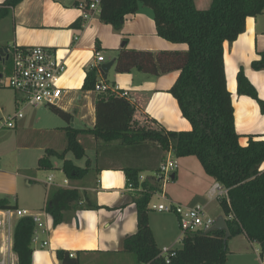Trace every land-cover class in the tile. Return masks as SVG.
<instances>
[{
    "label": "trees",
    "instance_id": "trees-1",
    "mask_svg": "<svg viewBox=\"0 0 264 264\" xmlns=\"http://www.w3.org/2000/svg\"><path fill=\"white\" fill-rule=\"evenodd\" d=\"M22 0H3L0 19L8 8ZM143 6L151 9L156 33L172 43H184L186 49L133 50L122 48L117 52L115 70L128 72L136 68L150 75L177 71L169 88L182 116L188 120V130H166L151 124H140L134 119L135 106L124 96L110 91L99 92L95 101V122L90 128L70 126L73 114L59 107H50L67 125L63 128L65 146L58 152L46 149L38 159L37 167L52 169L50 157L63 159L60 169L66 178L83 177L88 169L72 160L64 159L73 152L79 159L85 149L78 140L79 134H90L96 141L95 168L118 167L110 161L120 157L127 180L138 186V176L143 170H153L151 182L145 180V189L134 197L137 229L122 238L121 250L133 253L138 264H222L228 255L227 239L243 233L259 245V255L264 256V135H249L246 145H240L234 125V109L226 84L223 60L224 42H233L245 29L248 17L264 12V0H210L199 9L195 0H100L99 18L119 30L127 15ZM252 68H264V52L252 61ZM95 67L86 71L81 90H94L98 82ZM237 93L256 99L261 110L262 101L255 88L240 69L236 76ZM104 93V94H101ZM171 151L176 158L194 156L204 172L227 189V197L218 199L229 232L223 229L199 230L182 235V247L166 262L154 240L148 224V203L153 193L161 190L155 174L161 154ZM144 156L143 164L138 158ZM137 158L132 161V159ZM146 158V159H145ZM84 207L98 208L86 195L74 187H57L47 199L46 211L56 226L64 219L66 211L79 201ZM17 209L16 204L0 197V210ZM35 224L28 216H21L13 227L12 250L17 264H31L32 237ZM60 264H78L77 256L67 250H56Z\"/></svg>",
    "mask_w": 264,
    "mask_h": 264
},
{
    "label": "crops",
    "instance_id": "crops-1",
    "mask_svg": "<svg viewBox=\"0 0 264 264\" xmlns=\"http://www.w3.org/2000/svg\"><path fill=\"white\" fill-rule=\"evenodd\" d=\"M2 1L0 0V3ZM91 1L93 0H22L16 6L8 8L5 16L0 19L1 70L6 75L10 73L12 67L10 55L14 47L48 46L53 48L57 56L66 63V71L61 80L65 89L61 99L64 106L62 105L63 107L60 108L73 114L71 121L74 123L72 126L77 120L78 126H74L76 128H90L94 125L95 101L100 93L96 90L82 91L81 86L86 71L95 67L100 81H103L111 89L127 93L126 98L135 106L134 119L138 123H147L166 130H188L190 128L188 120L182 116L176 100L168 91L177 76V71L150 75L133 68L128 72H117L119 76H116L115 83L110 84L106 80L112 69L115 70L116 55L122 48L157 52L160 50L186 49V44L172 43L161 38L156 33L152 11L147 7L141 6L137 12L127 15L122 27L115 30L110 24L100 20L99 11H90L86 8L85 11L89 12L90 15L88 17L82 15L83 11L78 7L79 2L88 4ZM96 50L104 57L102 62H97ZM261 52H264V12L255 17H248L244 31L233 42H224L223 44L226 84L232 98L234 125L239 134L240 145H246L249 135H264V110H261L256 99L246 94L237 93L236 81L237 73L242 69L246 79L255 88L258 97L264 101V68L254 69L251 65L252 61L260 57ZM110 60H113V63L104 78L99 72L98 65ZM1 78L2 73L0 72V116H6L18 109H22L23 112L31 107L19 102L17 100L19 96L5 87ZM76 100H78V104H74ZM87 121L88 123H86ZM30 126L29 116L23 115L16 119L15 127L11 129L25 133ZM64 127H56L60 129L59 132L51 130L55 134H52L48 145H44V147L46 146L45 151L48 148L55 150L56 140H59L60 150L64 148L65 136L62 134ZM31 130L33 129L31 128ZM36 131L39 130L36 129ZM78 140L83 145L85 152L88 149L94 151L96 161L95 148L97 143L95 139L90 134L82 133L78 135ZM168 155L174 157L170 150L165 151L161 154L160 163ZM143 158V155L140 156L137 160L138 163L142 162L143 164ZM113 159L115 161L111 160L110 162L117 164L118 167L97 171L90 184L88 176L93 168H89L83 177L74 180L64 177L62 181L55 182L52 176H49L51 180L48 181V177L44 183L50 189L45 191L42 198L33 193L28 200H21V197L17 193L15 194L13 200L10 201L16 204L17 209L13 210L26 209L30 211L27 209L30 208L41 211L46 207L48 196L53 189L74 187L80 192L82 199L83 195H86L89 200H93L92 197L95 194V200H98V204L112 208L109 211L122 214L125 210L130 215L128 220L123 215L120 219L117 218L116 221L119 222V226L117 231L112 232L108 230L112 221L107 222L109 219L99 216V213L104 210L87 209L83 206L85 203L83 200L79 201L77 205H72L71 209L64 214L63 221L56 226L53 225L52 218L47 213V231L44 233L38 230L40 242L37 243V240L32 242L31 264H60L56 257V250L59 249L67 250L77 256L78 264H124L118 262V259L122 261L124 257H127L123 256L125 255L123 253H129L121 250L122 238L134 233L137 229L136 206L133 201L137 191L126 188L127 177L122 169V162L119 161L120 157H113ZM136 159H132V161ZM260 168L264 170V161ZM16 170L18 169L16 168ZM19 170L21 169L19 168ZM2 171L11 172V167H2ZM178 172L177 168L175 175ZM25 174L19 171L12 173L10 181H12L13 191L10 192L9 189L5 192H14L17 181L14 176L18 175L23 176L27 185L30 186L29 183L33 177ZM182 174L183 169L180 170V178L185 176ZM145 176L147 179H152V175ZM203 179L209 188L207 190L210 196H213L210 190L216 181L210 176ZM173 180H175V176ZM70 181L79 183L72 186ZM165 196L170 198L166 191ZM90 202L92 203L91 200ZM4 211L0 210V219L3 217ZM174 216L176 215L174 214ZM104 226L108 232L102 234ZM150 227L158 247L174 245L176 233L173 226L157 224L156 230L151 224ZM240 234L245 237L250 245L256 243L250 241L243 233ZM43 240L48 241L46 247L39 246ZM2 242L3 238L0 232V247ZM257 254L259 260L260 258L264 259V256L261 257L258 252ZM104 255L110 256V258L103 257V262H99L101 256ZM10 260L12 262L17 261L16 253L13 250L10 254Z\"/></svg>",
    "mask_w": 264,
    "mask_h": 264
},
{
    "label": "rangeland",
    "instance_id": "rangeland-1",
    "mask_svg": "<svg viewBox=\"0 0 264 264\" xmlns=\"http://www.w3.org/2000/svg\"><path fill=\"white\" fill-rule=\"evenodd\" d=\"M209 2L210 0H195L196 6L199 9L206 8ZM0 72L2 73L1 82H5L7 75L1 70V68ZM116 76H119L117 75V71L112 69L111 73L107 76L106 80L110 84L115 83ZM74 104H78V100H76ZM62 105L64 106V104L61 103L58 107H63ZM23 115L25 117L29 116V120L31 121V126L27 131H25V133H19L17 130L13 129H0V197H5L9 201L13 200V197L16 193L21 197V200H28L30 196L33 195V193L37 194L40 198H42L44 196L45 191L47 189H50V187H48V185L44 183L45 181H47V178L49 176H52L55 182L62 181V179L66 177L63 171L59 169L62 166L63 159L57 156L50 157V163L53 165L52 169H40L37 167V163L38 158L44 155L46 147H44V145H48V141H51L52 134H55L52 133L51 130H57V132H59L60 129H57L56 127L66 126L68 124L67 121H65L59 115L54 113L50 107L46 106L38 108L29 107L27 108V110L23 111ZM77 121L74 126H78ZM73 123L74 122L71 121L70 126H72ZM86 123H88V121ZM31 128L33 130H31ZM36 129L39 131H36ZM56 136H58V133H56ZM58 141L59 140L55 141V150L60 152L62 150H60L61 148L59 146ZM64 159L72 160L74 164L79 165L80 167L87 166V162H89V168L93 169L90 170L88 181L89 184L92 183L91 181L95 178L97 174V170L95 168V153L93 150L88 149L85 152V155L79 159L75 158L74 153L69 151L66 152ZM177 162L179 172L176 173L175 180L166 182L163 188V192L166 191V193L170 197L169 199L175 202H180L191 206L201 205L204 209L205 217L209 220L214 221L218 216L223 215L219 201L215 196H210L208 192L209 188L203 181V178L206 179L209 178V176L204 172L197 158L194 156L181 157L178 158ZM2 167H11L12 173H15L16 171L18 173L19 171L20 173H26L28 176L33 177V180H31L29 183L30 186L27 185V182L23 176L18 175L14 176V178L17 180L16 185L14 186V192H5L9 189L10 192L13 191L12 181H10L12 179V173L3 172ZM16 168L18 170H16ZM19 168L21 170H19ZM182 169V176H185L180 178V170ZM142 173H144L143 175L154 174L153 170H143ZM147 181L151 182V179L148 178ZM78 183L70 181V185L72 186ZM139 193L141 192H136V196ZM159 195L160 191L156 192L155 194H152V197L148 203V224L149 226L151 224L154 229L155 226L157 227V224H166L168 226H173L176 233V241L171 247L173 249H180L182 247V232L179 228V223L176 216H174L173 213H158L157 211L151 209L152 204H159L165 201L162 200ZM92 198L93 200H90L93 204L97 205L98 208L89 209L104 210L99 213V216L101 218L106 217L107 219H109L107 220V222L112 221L108 230L112 232L117 231L119 222H117L116 220L117 218L120 219L121 215H123L126 220L130 219V215H128V212H125V210L123 211L124 213L117 214L115 211H109L112 210L111 207L98 204V200H95V194H93ZM27 209H29L32 213H40V210L38 209ZM136 216L137 215L135 212V217ZM17 218L18 214L14 211V216L12 218V228L14 227ZM106 232L108 231L107 229H105L104 226L102 234H105ZM36 240L37 243L40 242V235ZM258 248L259 245L257 243H253L252 245H250L243 235H234L227 239L228 255L226 261L222 264H261L257 256V252L259 253V250H257ZM123 254H125L123 256L127 257H124L122 261L121 259H118V262H123L124 264H138L133 253L129 252ZM105 255L101 256L99 262H103L102 260L104 258H110V256ZM92 256L94 257V255Z\"/></svg>",
    "mask_w": 264,
    "mask_h": 264
},
{
    "label": "built area",
    "instance_id": "built-area-1",
    "mask_svg": "<svg viewBox=\"0 0 264 264\" xmlns=\"http://www.w3.org/2000/svg\"><path fill=\"white\" fill-rule=\"evenodd\" d=\"M100 0H93L88 4L79 2L78 7L83 11L82 15L88 17L90 13L86 12L88 8L90 11H99ZM97 62H102L104 57L99 51H95ZM11 71L6 76L3 85L12 90L19 96L17 100L25 106L39 107L49 106L58 107L61 104V99L64 95L65 89L61 84L62 77L66 71V63L57 56L56 51L48 46H31L26 48L14 47L10 55ZM94 90L98 92L110 91L114 94L126 97L125 91H118L111 89L103 81L96 82ZM60 108V107H59ZM23 116L22 109L6 116H0V129H11L15 127L16 119ZM178 168V162L175 157L168 155L158 167L155 174V179L161 186L160 197L165 200L159 204H152L151 209L159 212H171L177 217L179 228L182 235L186 232H193L199 230H206L213 224V220L205 217L204 209L201 205H188L180 202L170 200L165 196L163 188L166 182L173 181L172 175L175 174ZM51 178H48L50 181ZM147 180L142 173L138 176V186H134L130 180L126 182V188L132 191L144 192L145 189L141 183ZM66 182V181H65ZM210 192L216 198L227 197V189L222 187L218 182L214 183ZM155 194V193H153ZM14 211L18 216H28L35 224L32 240L36 241L38 238L37 231H47L46 218L48 214L46 209L40 213H32L26 209L11 210L7 209L0 219V230L3 238V244L0 247V264H17V261L10 260L13 243L12 217ZM182 238V236H181ZM47 240L40 243V247H46ZM176 249L163 246L160 249V255L164 256L166 262H169L171 256H175ZM69 256H74L69 252ZM261 264H264V259L260 258Z\"/></svg>",
    "mask_w": 264,
    "mask_h": 264
},
{
    "label": "water",
    "instance_id": "water-1",
    "mask_svg": "<svg viewBox=\"0 0 264 264\" xmlns=\"http://www.w3.org/2000/svg\"><path fill=\"white\" fill-rule=\"evenodd\" d=\"M0 52H2L1 48H0ZM112 63H113V60H110L108 62L100 63L98 65L99 72L104 78L106 77L107 71L110 68V66L112 65ZM174 176H175V174L172 175L173 179H174ZM212 229H223L226 232L225 238H227L229 236V232L227 230V226H226L225 219H224L223 215L218 216L214 220L212 226H210L208 228V230H212Z\"/></svg>",
    "mask_w": 264,
    "mask_h": 264
}]
</instances>
